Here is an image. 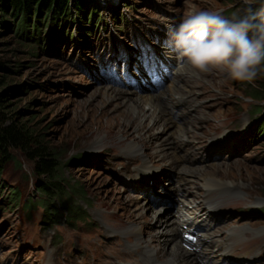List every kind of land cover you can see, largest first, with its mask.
Listing matches in <instances>:
<instances>
[{
  "label": "rangeland",
  "instance_id": "374dc122",
  "mask_svg": "<svg viewBox=\"0 0 264 264\" xmlns=\"http://www.w3.org/2000/svg\"><path fill=\"white\" fill-rule=\"evenodd\" d=\"M155 1L157 4L150 9L139 10L137 16H142L152 26L163 28L164 24L172 26L177 20L180 23L192 9L215 11L232 6L230 19H238L249 11H254L259 3V0ZM161 3L163 7L159 8L158 4ZM123 7L121 14L131 12L124 5ZM114 36L116 34L113 31L107 34L97 33L91 37L89 41L93 42L92 51L81 48L79 41L68 37L58 45L57 51L45 54L39 51L32 41L24 40L15 33L11 23L4 25L0 34V61L7 69L0 68V80H3L0 89H14L9 94L11 109L23 116L22 120H29L32 124L47 128L48 138L63 147L65 161H72L67 176L77 181V184L90 194L93 203L116 210V213L125 216L124 220L131 221L132 230L144 231L146 241L152 242L155 249H163L167 241L162 223L172 217L173 209L168 205L163 206L161 210L147 196L145 198L150 202L148 205L141 198V194L134 193L132 188L129 190L122 182V179H125L130 185L133 170L142 163V154L161 162L169 172L186 174L190 179H197L207 186L233 184V190L240 191V211L247 206H259V209L247 211L248 216H245L244 212L242 215L231 207L232 204L226 203L218 214L219 217L215 218L211 225V230L216 235L224 236L225 229L233 223L235 226L249 225L253 229L264 228V209L261 208L264 207V109L260 106L264 105V97L258 92V85L264 79V71L257 79L255 87L232 80L225 72L218 70L210 73L197 72L200 79L190 90L197 88L203 96L198 97L185 122L175 120L173 126L164 132L162 124L150 127L148 121L145 125L127 123V105L117 104L121 100L107 103L106 98L99 92L101 87H110L106 85L107 77L103 75L111 67L107 61L98 59L97 45L100 46L102 42L106 45V40ZM94 66L98 67V71L93 70ZM168 85L169 83L167 87ZM214 89L219 93L213 91ZM130 90L134 91L124 89ZM253 107H256L258 117L255 126L246 132L250 149H247V146H242L244 150L229 149L224 153L225 156H210L204 161H195L192 164L179 156L176 147L182 143L181 140L192 138L191 140L206 143L218 127L222 132L232 134L234 129L239 127L238 124L232 129H226L222 118L227 116L231 119L234 114L237 117L252 114L255 111ZM117 124H120V127ZM114 125L117 126L115 130L111 128ZM179 125L188 126L183 129L182 138H179L180 134L176 130V127L181 129ZM166 134L172 137L169 142L164 140ZM130 141H138L143 151L130 149ZM251 141L258 145L253 146L256 147L257 153L254 158L250 155L253 151ZM210 144L207 142L205 146ZM104 149L109 152L101 156L99 163L89 160L79 162L81 153ZM99 153L103 155V151ZM26 166L31 168L28 164ZM146 167L152 168V165L146 162ZM116 171H120L122 177ZM123 171H127L126 174ZM13 185L11 174H4L0 179V264H23L27 258H33V252L28 251L27 247H20V232L31 236H37L38 233L39 221H31L27 216V212L33 210L29 209L32 201L28 199L24 208L19 211L23 231L20 230V204L17 199L21 196H12ZM167 194L171 195L170 192ZM78 200L82 202L86 199L81 197ZM139 204L144 206L142 212ZM13 207L15 209H12ZM129 223H126V226ZM237 231L240 232L239 229ZM243 234V240L237 238L232 242L230 247L233 257L226 258L225 261L221 259L222 252L216 254L224 240L220 238L221 242L218 240L216 246L213 245L208 250L210 259L213 258L209 264H264V231L252 233L245 230ZM48 239L50 240V237ZM110 247L115 251L117 249L115 245ZM63 250V246L58 242L51 264H60ZM246 253V257L242 256ZM40 258L39 262H43L44 256L41 255ZM86 260L92 261L90 255ZM158 261L163 263L159 258Z\"/></svg>",
  "mask_w": 264,
  "mask_h": 264
},
{
  "label": "trees",
  "instance_id": "16d2710c",
  "mask_svg": "<svg viewBox=\"0 0 264 264\" xmlns=\"http://www.w3.org/2000/svg\"><path fill=\"white\" fill-rule=\"evenodd\" d=\"M260 4L261 0L252 12H258ZM99 5V0H0V34L1 28L11 23L13 31L32 41L39 51L52 49L46 43L48 40L64 36L69 22H74L77 16L87 19L92 11L98 13ZM87 27L84 33L88 32ZM0 68L7 69L1 61ZM2 83L0 80V87ZM11 91L14 89H0V179L9 171L11 176H22L26 184L28 176L23 170L28 164L34 170L36 187L47 198V210L58 211L54 204L60 202L73 214L81 212L78 199L91 202L92 198L67 176L72 161H65L63 147L48 138L47 128L22 120L23 116L11 109ZM258 92L264 97V79ZM84 154L79 156V162ZM18 189L12 186V196L18 197Z\"/></svg>",
  "mask_w": 264,
  "mask_h": 264
},
{
  "label": "clouds",
  "instance_id": "9594fccd",
  "mask_svg": "<svg viewBox=\"0 0 264 264\" xmlns=\"http://www.w3.org/2000/svg\"><path fill=\"white\" fill-rule=\"evenodd\" d=\"M221 12H188L168 31L173 50L199 73L218 70L255 87L264 71V0L258 12L249 11L242 18L227 19Z\"/></svg>",
  "mask_w": 264,
  "mask_h": 264
},
{
  "label": "bare ground",
  "instance_id": "6f19581e",
  "mask_svg": "<svg viewBox=\"0 0 264 264\" xmlns=\"http://www.w3.org/2000/svg\"><path fill=\"white\" fill-rule=\"evenodd\" d=\"M167 89L161 91L159 94L138 93L132 90L124 91L120 89H111L110 87H101L100 90H98L102 96L106 98L107 103L109 101L111 102L115 100H121V102H117V104L120 105L124 103L127 105L126 107L128 112L125 113V120L127 123L132 124L135 122L137 125H145V122L148 121V123H150V127L162 124V129L165 132L172 124L175 123L176 118L171 113H169L167 105L170 102L172 92L180 89V87L179 85H174L173 82H171L169 83ZM117 125L120 127V124ZM187 127L188 126H182L181 129L176 127L177 132L180 134L179 138L183 137V129H187ZM111 128L115 130L117 126L114 125L113 127L111 126ZM171 138L172 137L169 134L164 135L165 141L169 142ZM129 148L132 150L141 149L143 151L142 146L140 143H138V141H130ZM220 152L221 155L223 154V156H225V151L221 150ZM185 161L188 160L185 159ZM188 162L192 164L194 161ZM183 171L189 172L185 170ZM185 177L189 178L186 174ZM141 198L144 199L148 205L150 204V202H148L145 197ZM164 205L168 206L169 204ZM169 207L171 206L169 205ZM139 208H141V212L144 210L143 205H140ZM162 226L165 230L164 233L167 235V241L165 242L163 249H158L157 247L155 249L154 245L151 244L152 242L150 243L149 241H146V247L153 246L152 253L158 256V258L164 264H200V259L195 255V251L187 249L182 245V239L179 233L180 228L178 224L174 223V220L169 217V219L164 220Z\"/></svg>",
  "mask_w": 264,
  "mask_h": 264
}]
</instances>
